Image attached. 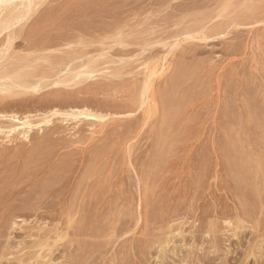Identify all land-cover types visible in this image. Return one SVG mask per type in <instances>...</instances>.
Segmentation results:
<instances>
[{
    "label": "rangeland",
    "instance_id": "374dc122",
    "mask_svg": "<svg viewBox=\"0 0 264 264\" xmlns=\"http://www.w3.org/2000/svg\"><path fill=\"white\" fill-rule=\"evenodd\" d=\"M21 1L22 0H15V2L13 3L18 4L21 3ZM263 3L264 0H32L31 6H29L28 8L26 6L17 4L6 6L4 5L0 7V19H2V21L12 19V23H7V26H5L7 28L2 27V25L0 24L1 50H4V46L9 45L11 47L9 49L11 53L8 51L10 54H12V52L14 54L16 52V54H25L26 52L24 49L29 46L28 43L33 44L37 40L36 43H38V41H40V43H38L39 45H36L40 47H43V45L44 47L46 46L45 48L47 51L55 50L84 52L91 50L93 52H98L104 49L105 51H110V53L118 52V55L112 57L115 60L114 63L116 62L118 65L115 63L110 65V67H116L119 66V64L127 67H136L147 60L146 63L148 64H146L144 67L148 68V70L150 69L146 73L148 76H150V80H153L152 82L154 83H152L153 87L150 88H155L156 86V89H153L154 92L152 91V89L148 91L146 90V88L141 86L144 83H142L141 81H143L144 78L146 79V76L143 75L144 67H139L134 71L135 73H139V75H137L134 80L135 84L139 88V93L135 92L132 87L127 86V81L128 79L130 80L131 77H125L124 80L122 79V81L119 82H127L125 83L126 87H124L125 89L122 91V94L119 93L115 99L117 103H120L125 99L136 95L134 99V106L133 108H131L133 109L132 111H134L135 108V111L129 112L122 111V109H120L118 110V113L112 112L110 116L107 117V121L105 120V122L102 123L99 121L97 122V120L94 119L92 127H89L88 125L86 128H84L86 130H88L87 128H89V131L91 129V131L97 132L99 131V129H102V124H104L103 129L110 132V130L114 128L113 124L115 120L122 121V124H124L126 120L132 119L133 121H136V119L138 118V122L135 123L139 126L136 130H133L131 132L132 134H125L123 132L124 129L120 127L119 129L117 128L119 131L116 129L117 132H113L114 134L112 133L113 135H110L113 138L109 137L106 139L108 141L104 140V145L108 143L109 146H106L107 144L105 146L108 148L111 147V149L112 147H114V145L120 144L118 145L119 147L116 145L119 149L115 147V150L117 149L116 151L114 150L115 152L113 150L108 152L109 157L108 160H105V163H107V165L109 164L110 168L112 167L111 170L116 169V171L112 170V174L115 175L112 183L118 181L119 178L123 180L125 179V182L127 184L123 183L122 186L120 185L122 189L121 187H118L120 188L119 191L116 190V188L113 189L115 192L118 191L119 194H122L120 195L122 198L120 197L119 200L122 199L121 202L127 203V205L131 203L130 206L122 205L123 208L119 207L120 209L118 208L116 210H112L113 212L111 210H109V212L99 211L97 212V215H95V212L90 211L78 213V215H75L74 212H72V214L61 213V215L59 213V218L63 219H59V221L57 219V221L55 222L50 218H48L46 221L44 220V218L46 219L47 217H52L50 215H46V217L43 218L44 221L41 220L39 218L40 216H42L39 213L41 210L37 212L24 211L23 213H21L20 211L16 212L10 210L11 212H8L7 215H14V218L9 219L10 222L7 221L8 224L5 223V226L0 228V264H75V262L73 263L74 260H71V258L72 255L76 256L77 252L75 249L68 251L70 242L76 239L85 240L87 238H81L80 236L77 237L75 235V228H73L72 226H66L64 224L66 223V218H69L68 215L73 218H82L80 219L81 221L84 220L80 225L82 226V231L85 230L84 228L93 227L95 228L96 232L100 233V235L95 239H88L91 241V243L92 241H94V244L92 243V245L89 246H86V244H82L83 246H85L83 247L84 249H81V251L83 252H81L83 261L81 260L79 264H264V232L262 231L263 233L261 234V228L257 226L258 215L256 214V205H258V203L255 195V176H251L254 179L253 183L251 181L252 178L250 177L251 179H248V176L246 175V172L249 170V167L251 165L249 164L248 160L252 163L250 170L255 167V164H253L255 163V158H257V160L259 159V161H261V164H263L264 162V140L262 142V139L264 137V123L261 122L262 120L264 121V113H262L264 112ZM24 11H26V13ZM18 18L21 19L19 20ZM235 26H237L238 28ZM9 35L12 36V40L10 38L7 42ZM51 44L53 46H50ZM121 51L124 53L123 55H120V53H122ZM183 51L186 52V54ZM194 52L196 53V55H194ZM188 53H193V56L195 57L191 58L192 56H190L188 62L186 60L182 61L183 58L181 57H183V55L187 57ZM137 56H140V59ZM124 57L126 58L124 59ZM141 58L143 59L141 60ZM4 60L5 59H2L0 63H2ZM121 60L123 61L118 62ZM136 60L139 61L136 62ZM98 62L102 63L101 60H99ZM181 62L183 63L184 69ZM6 64H9V62H6ZM30 65L31 66H29V68L27 69L29 71L32 69H44L47 66L46 63H42L41 61L37 63H31ZM104 66L109 67V64L103 65V67ZM179 66L182 68H180ZM190 68H192L194 71ZM139 69L143 70L140 71ZM173 69L175 70V72ZM188 69L192 70L193 72H189ZM153 72L155 73L153 74ZM186 74L189 75L186 76ZM190 74L192 75L190 76ZM180 75L181 77H179ZM185 76L189 77V80L188 78L186 79ZM170 77H173V79H169ZM177 77L178 79L176 80ZM195 77L198 79H196ZM165 80L170 83L168 87L170 89H168L169 92H167V88L164 86ZM184 80H187V82ZM248 80L249 82H246ZM171 81H173L174 83H172ZM191 82L192 86L195 85V87H192V90H190ZM160 83L161 86H159L158 88L157 84ZM184 83L190 86L186 88L185 86L187 85H185ZM131 84L133 83L131 82ZM170 85L173 88H170ZM256 85H258L259 87H256ZM253 86L255 87L253 88ZM129 89L130 93L128 92ZM177 89L180 92L182 91L181 93L178 91L179 95L176 91ZM175 91L177 93L176 96L174 94ZM167 93L170 95H167ZM200 93L202 94V96ZM155 94L158 95L159 100L160 97L163 98V96L161 95L164 94L165 98L163 99L168 100V102L165 101L164 105H170L167 106L169 110L171 109V107H173L174 104L176 105H174L175 107H173V109L175 108V110L171 109L172 113L170 120H173L172 122L174 124L178 123V121L180 120L181 124L178 123L176 125V128L171 129L174 132L169 130L165 132L167 134L163 133L165 134L164 140L159 139L161 140L160 150L165 149V151L162 150V152L164 153L162 154V152H160L158 156H149L153 154L154 149L152 150V148L156 147L154 143L155 141L152 138L154 135L152 134L154 128L157 127L156 121L158 111L157 113L155 112V110L153 111V103L150 102L153 98L156 97ZM173 96H175L176 101L173 100ZM182 96L186 97L182 98ZM120 97L122 99L119 102ZM243 97H245L246 99H244ZM181 99H183V101ZM100 100L102 103V99L99 98V102ZM172 101L174 103H172ZM188 102H190V104ZM181 103H183L184 107L186 104L187 107L184 108ZM18 104L19 103L12 104L9 107H5L4 105L5 108H3V106L0 104V113L5 112V110V113L7 114H9L10 111L13 113L19 112V115L20 113L23 115L24 112L25 114L28 113L30 109L25 110ZM177 104L179 105L177 106ZM93 106H90L89 110H95L96 114H109L108 112L106 113L101 109L102 106H99V108ZM255 107H257L258 109ZM176 108L179 111H177ZM187 108V111L184 110ZM226 108L229 109L227 110ZM249 109L251 110V112ZM126 113L128 114V116ZM130 113H132L133 115ZM153 113L156 114L154 115ZM248 113L252 115L250 116ZM146 114L148 115V117ZM181 114L183 117H179L177 121V117L181 116ZM161 115L162 114L160 113L158 117L159 119ZM173 115L175 116L176 120ZM230 116L231 118H229ZM249 117L253 118L251 119ZM183 118L185 121L183 120ZM56 119L54 118L55 122H53L52 124L57 125V123L61 121L59 118ZM253 119H258V122L261 123L260 129L257 121H251ZM229 120H231L233 123ZM111 121L113 122L111 123ZM235 123H238V125H235ZM255 123L257 124V127ZM182 125L184 126L182 127ZM252 125L254 126L252 127ZM51 126L52 125H50V127ZM44 128H46V126H44ZM159 128L162 131L165 130V126H159ZM175 130H177V133ZM196 131L198 134L196 133ZM122 132L124 133V135H121ZM169 132L174 135L170 134ZM85 133L86 135L89 134V132L87 131ZM115 133L116 135L120 134L121 136H116ZM242 133L244 137L241 135ZM119 136L121 137V139L119 138ZM172 136L173 138H171V140L168 139ZM256 137H258V139H256ZM65 139L68 138L65 137ZM150 139H152L154 142ZM155 140L157 141V138H155ZM234 140H239V142H241L242 144L238 141L236 143V141ZM1 141L3 142L2 136L0 135V142ZM151 142H153V145ZM230 142L232 145L230 144ZM257 142H260V144ZM236 144L239 145L237 146ZM9 145L11 146V144ZM17 146H19V144ZM103 146H98L100 147L98 148L100 155L103 150ZM170 148L173 149L171 150ZM247 148L249 150L248 152ZM98 150H96L95 153L97 154L95 155L96 158L92 156L97 160L99 158H102L99 155ZM127 151L130 152L129 156ZM140 151H142V153ZM149 151H152V154L149 153ZM243 151H246V153ZM258 151L260 155L263 156L262 158L259 157ZM110 152H112L113 154ZM254 152L258 154H255L257 157L254 155ZM197 154H199V156ZM51 155L54 156V154ZM52 156L50 158H48V156V159L46 158V156L44 158V160L47 159V163L49 160H51L49 165H53V163L57 161L54 157L58 156H54L53 158ZM240 156L242 162H240ZM158 157H160V159H158ZM65 158L66 160H69V158L73 157L66 156L64 157V159ZM86 158L85 161L88 162V160H90V157ZM111 158L113 159V161ZM143 158L144 164L146 163V172H144L145 174H147V177L145 175V179L151 180H146L147 183L144 181L145 185L142 184L143 187H146V185H148V190L150 193H146V196H143V199H141L147 204L153 203L152 205L155 207H152L151 209L148 207V209H146L147 211L139 208L137 211V203H141V201H139L141 199L136 192L134 183L135 179L138 176L137 172L139 169H141V167L137 165V163H139ZM60 159L63 160V156L60 157ZM74 159L77 158L74 157ZM150 160L152 161L150 162ZM52 161L53 163H51ZM233 162L235 164H233ZM43 163H45V161L43 162L41 160V165H43ZM100 163L103 164L102 161H100ZM117 163H119V166H121L119 167ZM147 163H149V165L152 167L149 166L148 168ZM153 163H156L157 167L156 164H154L153 168ZM228 163L230 165H228ZM114 164H116L117 166H113ZM199 164H201V166H199ZM261 164L259 163V165ZM158 165L162 166L159 167ZM195 165H198L199 167ZM259 165L258 168L260 167ZM155 167L157 168L156 171H154ZM100 169L102 170V168ZM245 169L248 170L246 171ZM83 170L80 171L79 177L82 178V180H86L83 174L86 173V176L88 172H86L85 169ZM158 170L160 171L158 172ZM104 171V174L102 173V171H100V176L99 173L98 175L96 173V184L97 182L100 183L99 180H102V177L103 175H105V173L107 175V172ZM152 171H154L155 173ZM6 172L8 176L15 175L13 173V170L11 169H7ZM229 175L231 177H229ZM236 176L239 179H237ZM98 177H101V179H96ZM116 177H118V179ZM199 177H201L202 179L199 180ZM115 179L116 181H114ZM121 179H119V182H123V180ZM236 179L239 182L236 181ZM236 182H238L239 184ZM252 183L254 184V186ZM251 185L253 186V188L251 187ZM102 186L105 188L101 189V191L106 190V188L109 189V186L107 187V184L106 186ZM248 186L250 187V189L248 188ZM96 189L94 188V190ZM237 189L240 192H237ZM77 191V195H73L74 197L70 198L71 200H75L78 198L79 190ZM121 191H123V193ZM166 192L167 195H165ZM118 193H116L115 195L118 196ZM262 193L264 194V192H261V194ZM152 194H154L153 197H151ZM155 194H157V196ZM20 196L22 197L24 195H19V197ZM13 200L14 199L11 198V201H9V203H17L16 200V202H14ZM159 201L162 203V205L161 203H159ZM237 201H239V203ZM244 202L246 203L244 204ZM255 202L257 204H255ZM163 205H165V207H161ZM157 206L159 207V209L156 208ZM43 211L44 210H42L41 212L42 214ZM0 212H2V210ZM4 212L6 211L3 210V213ZM3 213H1L0 216ZM37 214L40 215L37 216ZM45 214H43V216H45ZM52 214L55 215V213ZM62 214L64 217L62 216ZM65 214L67 215V217ZM82 214H84L85 216L83 215V217ZM105 215H107V217ZM91 217L92 219L94 218V220H92ZM96 217H98L99 219H96ZM18 218L20 219L18 220ZM23 220L25 221L24 223ZM37 220L38 224H36ZM111 221H114V225ZM51 222H53V224ZM91 223L92 225H90ZM57 225L58 227L56 228H58V230L56 229L57 233H55L53 227ZM107 227L109 228L108 231H106L105 233L102 232L104 228ZM40 229H49L51 230V232L48 233V237H45V239L43 236L39 238L37 237L38 235H36V233ZM259 234L261 235L259 236ZM44 240H46L45 243L41 244ZM64 249L68 251V253Z\"/></svg>",
    "mask_w": 264,
    "mask_h": 264
},
{
    "label": "bare ground",
    "instance_id": "6f19581e",
    "mask_svg": "<svg viewBox=\"0 0 264 264\" xmlns=\"http://www.w3.org/2000/svg\"><path fill=\"white\" fill-rule=\"evenodd\" d=\"M81 1V0H80ZM88 1V0H87ZM15 2V0H0V7L2 6H6V5H11V4H17V3H13ZM66 2V1H65ZM73 2V1H72ZM32 0H22L21 3H18L17 5H23L26 6L27 8L29 6H31ZM70 3V2H69ZM78 3V2H77ZM122 3V2H121ZM65 4V3H64ZM86 4V3H85ZM264 4V3H263ZM97 5V4H96ZM103 6V5H102ZM240 7V6H239ZM249 8V7H248ZM246 8V9H248ZM260 8V7H259ZM258 8V9H259ZM53 9V8H51ZM69 9V8H68ZM96 9V8H95ZM251 9V8H250ZM249 9V10H250ZM23 10V9H22ZM107 10V9H106ZM49 11V9H48ZM83 11V10H82ZM3 12V11H2ZM20 12V11H19ZM26 13V11H24ZM44 12V10H43ZM66 12V11H65ZM110 12V10H109ZM260 13V12H259ZM24 14V13H22ZM72 14V13H71ZM99 14V13H98ZM249 14V13H248ZM58 15V14H57ZM78 15V14H77ZM250 15V14H249ZM64 16V15H63ZM242 16V15H241ZM254 16V15H253ZM43 17V16H42ZM97 17V16H96ZM23 18V17H22ZM58 18V17H57ZM78 18V16H77ZM6 19V18H5ZM19 20L21 18H18ZM50 19V18H49ZM1 22L0 24L2 25V27L7 28L5 26H7V23L10 24L12 23L10 19H8L7 21H2V19H0ZM18 20V21H19ZM56 21V20H55ZM63 21V20H62ZM61 22V21H60ZM32 24V23H31ZM53 24V23H52ZM58 24V23H57ZM0 25V26H1ZM33 25V24H32ZM61 25V24H60ZM79 25V24H78ZM259 25V23H258ZM49 26V25H48ZM47 26V27H48ZM53 26V25H52ZM83 26V25H82ZM221 26V25H220ZM50 27V26H49ZM237 27V26H235ZM54 28V27H53ZM62 28V27H61ZM238 28V27H237ZM31 29V28H30ZM37 29V28H35ZM34 29V30H35ZM42 30V29H41ZM49 30V29H48ZM56 30V29H55ZM216 30V29H215ZM233 30V29H232ZM262 30V29H261ZM52 31V30H51ZM239 33V32H238ZM262 33V31H261ZM28 34V33H27ZM30 34V33H29ZM39 34V33H38ZM47 35V34H46ZM44 36V35H43ZM58 36V35H57ZM60 36V35H59ZM234 37V36H233ZM11 38L12 40V36L9 35L7 42L9 41V39ZM33 38V37H32ZM43 38V37H42ZM47 38V37H44ZM57 38V37H55ZM65 38V37H62ZM260 38V37H259ZM49 39V38H48ZM60 39V38H59ZM36 40V39H35ZM27 41V40H26ZM25 41V42H26ZM52 41V40H51ZM11 42V41H10ZM31 42V41H30ZM37 40L31 44L28 43L29 46L27 48H25V54H14L12 52V54H10L11 52L9 51V49L11 48L9 45L4 46V50L0 49V61L2 59H5L2 63H0V104L3 106V108H5L6 106L9 107L12 104H17L25 109V110H29L28 113L22 115L19 112L17 113H13L10 111L9 114L3 112L0 113V135L2 136V140L0 142V211L2 210L1 213H3V210H5L6 212H4L1 216H0V228L5 226V223L8 224L7 221L10 222L9 219H13L14 215L11 216L7 215L8 212L11 211H20L21 213H23L24 211L26 212H37L40 211L39 213L42 215L39 218L41 220H43L44 217H46V215H50L52 217H47L46 219L44 218V220L46 221L48 218L52 219L54 222L59 221V219H63V218H59L61 213H71L74 212L75 215H78V213H84L87 211L90 212H95L97 215V212L99 211H108L109 210H116L119 207L123 208L124 205L126 206H130V204L127 205V203H123L121 202L120 199V195L118 191L121 187L123 183L127 184L125 182V179H121L123 180L119 182L118 177H116L118 179V181H116V179L113 182V178L115 175H113L112 170L116 171V169H112L109 167V164L107 165V163H105V160H108V152L109 151H114L115 147H117L120 144H116L114 145V147L108 148L106 146H109L108 143H106L107 138L112 137L110 136L113 132H117L116 129L118 128H123L124 129V133H131L133 130H136L138 128L139 125H136L135 122H138V118L136 119V121L131 120H126L124 122V124H122V121H116L114 122V128L112 130L107 131L103 129L104 124H102V129H99V131H89V128H87L88 130L84 129L86 128L88 125L89 127H92L93 125V120L96 119L97 122H105V120L107 119L108 116H110V114L112 112H119L118 110L122 109V111H132L133 106H134V99L136 97V95H133L131 97H129L128 99L123 98L124 101L120 102V100L122 99L120 97L119 102L117 103L115 101L117 95L119 93L122 94V91L125 89L124 87L130 86L132 87V89L139 93V88L138 86L135 84L134 80L137 77V75H139V73H135L134 71L136 69H138L139 67H144L146 64V61H144L141 65L139 64V66L136 67H127L124 65H120L116 66V67H110V65L115 64L114 63V59L112 58L115 55H118V52H114V53H110V51H105L104 49L98 51V52H93V51H84V52H75V51H47L46 50V46L43 47L41 46H37L36 44L40 43V41H38V43H36ZM43 42V41H41ZM234 44V43H233ZM39 45V44H38ZM48 46V45H47ZM50 46H53L52 44ZM49 46V47H50ZM56 46V44H55ZM234 47V46H233ZM229 49V48H227ZM237 49V48H236ZM97 50V49H96ZM10 53H9V52ZM193 51V49H192ZM226 51V49H225ZM24 52V51H23ZM122 52V51H121ZM184 52V51H183ZM182 52V53H183ZM237 52V51H236ZM186 54V52H184ZM191 53V52H190ZM187 54V57L183 55V60H186L188 62V60L190 59V56H192L191 58L195 57L193 56V53ZM195 53V52H194ZM228 53V52H227ZM230 53V52H229ZM123 55L124 53H120V55ZM127 54V52H126ZM110 55V56H109ZM196 55V53L194 54ZM141 56V55H140ZM139 56V57H140ZM182 56V55H180ZM111 57V58H109ZM138 57V56H137ZM138 57V58H139ZM198 57V56H197ZM126 57H124L125 59ZM140 59V58H139ZM143 58H141L142 60ZM199 59V58H198ZM101 60L102 63H99L98 61ZM180 60V59H179ZM194 60V59H193ZM204 60V59H203ZM42 62V63H46L47 66L44 69H32V70H27L29 68V66H31V63H37V62ZM118 61V62H122ZM139 61V60H138ZM136 60V62H138ZM185 61V62H186ZM6 62H9V64H6ZM193 62V61H192ZM208 62V61H207ZM173 63V62H172ZM180 63V61H179ZM178 63V64H179ZM182 63V62H181ZM109 67H103V65H108ZM117 64V63H116ZM205 64V63H203ZM262 64V63H260ZM118 65V64H117ZM196 66V65H195ZM194 66V67H195ZM200 66V65H199ZM202 66V65H201ZM162 67V66H161ZM178 67V66H176ZM180 67V66H179ZM182 67H183V63H182ZM180 67V68H182ZM190 67V66H189ZM193 67V69H194ZM205 67V66H204ZM179 68V69H180ZM198 68V67H197ZM200 68V67H199ZM144 69V70H143ZM143 74L146 76V79L144 78L143 81H141L143 83L144 88H146V90H150L152 89H156L155 88H150L153 87V80H150V76L147 75V71L148 68H143ZM184 69V67H183ZM192 69V68H190ZM192 69V70H193ZM196 69V68H195ZM140 70V69H139ZM140 70V71H142ZM172 70V69H171ZM174 70V69H173ZM189 70V69H188ZM192 70H189V72H191ZM258 70V69H257ZM194 71V70H193ZM192 71V72H193ZM156 72V71H155ZM153 72V74L155 73ZM159 72V71H158ZM157 72V73H158ZM175 72V70H174ZM186 72V71H185ZM172 73V72H171ZM195 73V72H194ZM202 73V72H201ZM264 74V73H263ZM156 75V74H155ZM172 75V74H170ZM176 75V74H175ZM189 75V74H188ZM186 74V76H188ZM192 74H190L191 76ZM196 75V74H194ZM142 76V75H141ZM178 76V75H177ZM185 76V77H186ZM202 76V75H201ZM247 76V75H245ZM249 76V75H248ZM262 76V75H261ZM125 77H131V79L127 82H122V79L124 80ZM143 77V76H142ZM156 77V76H155ZM169 77V76H168ZM174 77V76H173ZM173 77H170L169 79H173ZM176 77V76H175ZM181 77V75L179 76ZM183 77V76H182ZM193 77V76H192ZM255 77V76H254ZM189 77H186V79ZM196 78V77H195ZM205 78V77H204ZM263 78V77H262ZM143 79V78H142ZM168 79V78H167ZM178 79V77L176 78V80ZM183 79V78H182ZM191 79V78H190ZM198 79V78H196ZM249 79V78H248ZM253 79V78H252ZM255 79V78H254ZM180 80V79H179ZM178 80V81H179ZM244 80V78H243ZM120 81V82H119ZM137 81V80H136ZM187 82V80H184ZM115 82V83H114ZM131 82L133 84H131ZM172 83H174L173 81H171ZM176 82V81H175ZM180 82V81H179ZM198 82V81H197ZM246 82H249L246 81ZM114 83V84H113ZM138 83V82H137ZM153 83V84H152ZM199 83V82H198ZM229 83V82H228ZM235 83V82H233ZM131 84V85H130ZM163 84V83H162ZM169 82H167V80H165L164 82V86L167 88V92L168 91V87H169ZM185 84V83H184ZM190 84V83H189ZM200 84V83H199ZM230 84V83H229ZM237 84V83H236ZM246 84V83H244ZM173 85V84H172ZM177 85V84H175ZM187 85V84H185ZM191 89L192 87V82H191ZM189 85V86H190ZM235 85V84H234ZM158 88L159 86H161L160 84H157ZM163 86V87H164ZM184 86V85H183ZM188 85L185 86L186 88L189 87ZM258 85H256L257 87ZM178 87V86H177ZM238 87V86H237ZM236 87V89H237ZM255 86H253L254 88ZM259 87V86H258ZM262 87V86H261ZM157 88V89H158ZM164 88V89H166ZM170 88L171 87L170 85ZM181 88V87H179ZM183 88V87H182ZM205 88V87H204ZM231 88V87H230ZM247 88V87H246ZM131 89V90H132ZM161 89V88H160ZM194 89V88H193ZM262 89V88H261ZM163 90V88H162ZM170 90V89H169ZM187 90V89H186ZM204 90V89H203ZM232 90V89H231ZM172 91V90H171ZM170 91V92H171ZM177 92L179 91L178 89L176 90ZM176 91H175V96H176ZM264 91V90H263ZM128 92L130 93V89L128 90ZM132 92V91H131ZM154 92V91H153ZM162 92V91H161ZM174 92V91H173ZM172 92V93H173ZM180 92V91H179ZM178 92V95H179ZM182 92V91H181ZM180 92V93H181ZM202 92V91H201ZM204 92V91H203ZM229 92V91H228ZM250 92V91H249ZM144 93V91H143ZM156 93V92H155ZM186 93V92H185ZM235 93V92H234ZM254 93V92H252ZM251 93V94H252ZM132 94V93H131ZM130 94V95H131ZM201 94V93H200ZM242 94V93H241ZM262 94V93H261ZM264 94V92H263ZM156 97L153 98L150 102L153 103V111L155 110V112L157 113L158 111V116H157V127L154 128L153 134L154 135L152 138L154 139L155 146L156 147H151L153 151L149 153H151L152 155L149 156H158L160 154V152H162L160 143L161 140L159 139H165L164 135L167 134L165 132L167 131H173L171 129L176 128L177 124H181L180 120L178 121L179 117H183L182 114L181 116L177 117V121L178 123H173V120H170L171 117V109H173V107H175L173 105V107H171V109L169 110V108L166 104L164 105L165 101L168 102V100L163 99L164 94H162L160 97V100L158 98V95L155 94ZM166 95V93H165ZM167 95H170L167 93ZM184 95V94H183ZM195 95V94H194ZM244 95V94H243ZM254 95V94H253ZM252 95V97H253ZM101 96V97H99ZM121 96V95H120ZM174 97V101H176ZM202 96V94H201ZM262 96V95H261ZM119 97V96H118ZM171 97V96H170ZM179 97V96H178ZM185 98L186 96H182V98ZM188 97V96H187ZM239 97V96H238ZM248 97V96H246ZM251 97V96H250ZM251 97V98H252ZM99 98L102 99V103L101 100L99 102ZM169 98V97H168ZM194 98V97H193ZM227 98V97H225ZM244 99H246L245 97H243ZM263 98V97H261ZM189 99V98H188ZM170 100V99H169ZM172 100V99H171ZM179 100V99H178ZM183 101V99H181ZM187 100V99H186ZM198 100V99H197ZM202 100V99H201ZM233 100V99H231ZM241 100V99H240ZM253 100V99H252ZM262 100V99H261ZM180 101V100H179ZM195 101V100H193ZM192 101V102H193ZM244 101V100H243ZM224 102V101H223ZM222 102V103H223ZM257 102V101H256ZM263 102V101H262ZM147 103V102H146ZM172 103H174L172 101ZM179 103V102H178ZM190 104V102H188ZM198 103V102H197ZM196 103V104H197ZM228 103V101H227ZM232 103V102H231ZM244 103V102H243ZM258 103V102H257ZM180 104V103H179ZM177 104V106L179 105ZM185 104V103H184ZM192 104V103H191ZM205 104V103H203ZM225 104V103H224ZM252 104V102H251ZM0 105V106H1ZM5 105V107H4ZM95 106L96 108L99 106H102V110L105 111L106 113L108 112L109 114L103 113L104 115L100 114H96V111H92L89 110L90 106ZM181 105H183V103H181ZM180 105V106H181ZM193 105V104H192ZM232 105V104H231ZM236 105V104H235ZM239 105V104H237ZM250 105V104H248ZM256 105V104H255ZM93 106V107H94ZM247 106V105H246ZM253 106V105H252ZM149 107V106H147ZM146 107V108H147ZM182 107V106H181ZM184 107V105H183ZM182 107V108H183ZM185 107L186 104H185ZM184 107V108H185ZM190 107V106H189ZM2 108V109H3ZM15 108V107H14ZM20 108V109H21ZM233 108V107H232ZM240 108V107H239ZM248 108V107H247ZM257 108V107H255ZM17 109V108H16ZM19 109V110H20ZM22 109V110H23ZM93 109V108H92ZM150 109V108H149ZM177 109V108H176ZM227 110L229 108H226ZM258 109V108H257ZM12 110V109H11ZM117 110V111H116ZM152 110V109H151ZM175 110V108L173 109ZM182 110V109H181ZM184 110H188L184 109ZM183 110V111H184ZM221 110V109H220ZM250 110V109H249ZM248 110V111H249ZM253 110V109H252ZM260 110V109H259ZM101 111V110H100ZM135 111V108H134ZM132 111V112H134ZM138 111V110H137ZM177 111H179L177 109ZM264 111V110H263ZM175 112V111H174ZM173 112V113H174ZM189 112V111H188ZM247 112V111H246ZM251 112V110H250ZM256 112V111H255ZM254 112V113H255ZM259 112V111H258ZM262 112V111H261ZM260 112V113H261ZM33 113V114H32ZM125 113V112H124ZM155 113V114H156ZM162 114L160 119L159 114ZM185 113V112H184ZM190 113V112H189ZM227 113V112H226ZM264 113V112H262ZM261 113V114H262ZM28 114V115H27ZM123 114V113H122ZM121 114V115H122ZM127 114V113H126ZM132 114V113H130ZM154 114V113H153ZM154 114V115H155ZM221 114V113H220ZM229 114V113H228ZM232 114V113H231ZM235 114V113H233ZM249 114V113H248ZM257 114V113H256ZM114 115V114H112ZM125 115V114H124ZM133 115V114H132ZM147 115V114H146ZM151 115V114H150ZM187 115V114H186ZM250 115V114H249ZM252 115V114H251ZM250 115V116H251ZM255 115V114H254ZM258 115V114H257ZM119 116V114H118ZM117 116V117H118ZM128 116V114H127ZM131 116V115H130ZM153 116V115H152ZM174 116V115H173ZM189 116V115H188ZM234 116V115H233ZM115 117V116H114ZM123 117V116H122ZM145 117V116H144ZM148 117V115H147ZM197 117V116H196ZM225 117V116H224ZM223 117V118H224ZM238 117V116H237ZM256 117V116H255ZM260 117V116H259ZM262 117V116H261ZM264 117V115H263ZM54 118H59L61 121L57 123V125L52 124L54 121ZM175 118V116H174ZM194 118V117H193ZM192 118V119H193ZM222 118V117H221ZM227 118V117H226ZM231 118V116L229 117ZM233 118V117H232ZM246 118V117H245ZM249 118H253V117H249ZM258 118V117H256ZM114 119V118H113ZM147 119V118H146ZM144 119V120H146ZM173 119V118H171ZM181 119V118H180ZM242 119V118H241ZM248 119V117H247ZM259 119V118H258ZM258 119H253L251 121H257ZM264 119V118H263ZM58 120V119H56ZM176 120V118H175ZM184 120V118H183ZM234 120V119H233ZM107 121V120H106ZM159 121V122H158ZM185 121V120H184ZM194 121V120H193ZM197 121V120H196ZM231 121V120H229ZM247 121V120H246ZM113 121H111L112 123ZM232 122V121H231ZM235 122V121H234ZM249 122V121H248ZM256 122V123H257ZM261 122L264 123V121L262 120ZM95 123V121H94ZM187 123V122H186ZM193 123V122H192ZM233 123V122H232ZM240 123V122H239ZM246 123V122H245ZM255 123L256 127L257 124ZM262 123V124H263ZM81 124V125H80ZM138 124V123H137ZM159 124V125H158ZM253 124V123H252ZM259 124V129L261 128L260 126V122H258ZM40 125V126H38ZM50 125H52L50 127ZM73 125V126H72ZM145 125V124H144ZM231 125V124H230ZM235 125H238V123H235ZM251 125V124H248ZM42 126V127H41ZM44 126H46V128H44ZM156 126V125H155ZM159 126H165V130L162 131ZM175 126V127H174ZM184 125H182L183 127ZM191 126V125H190ZM200 126V125H199ZM244 126V125H243ZM254 125H252L253 127ZM263 126V125H262ZM141 127V126H140ZM198 127V126H197ZM229 127V126H228ZM238 127V126H237ZM240 127V126H239ZM242 127V126H241ZM248 127V126H247ZM44 128V129H43ZM180 128V127H179ZM185 128V127H184ZM117 129V130H118ZM181 129V128H180ZM179 129V130H180ZM226 129V128H225ZM161 130V131H160ZM188 130V129H187ZM197 130V129H196ZM199 130V129H198ZM228 130V129H227ZM231 130V129H229ZM248 130V129H247ZM89 132V134L86 135L85 132ZM119 131V130H118ZM122 131V130H121ZM138 131V130H137ZM177 133V130H175ZM223 131V130H222ZM234 131V130H233ZM261 131V130H260ZM259 131V132H260ZM264 131V130H263ZM262 131V132H263ZM121 133V135L124 133ZM174 132V131H173ZM179 132V131H178ZM229 132V131H227ZM237 132V131H235ZM119 133V132H118ZM165 133V134H163ZM170 133V132H169ZM197 133V131H196ZM200 133V132H199ZM223 133V132H222ZM256 133V131H255ZM254 133V134H255ZM114 134V133H113ZM112 134V135H113ZM132 134V133H131ZM172 134V133H170ZM169 134V135H170ZM184 134V133H183ZM198 134V133H197ZM224 134V133H223ZM234 134V133H233ZM238 134V133H237ZM68 135V136H67ZM70 135V136H69ZM116 135V133H115ZM120 135V134H118ZM116 135V136H118ZM120 135V136H121ZM130 135V134H129ZM128 135V136H129ZM174 135V134H172ZM178 135V134H177ZM182 135V134H181ZM226 135V134H225ZM239 135V134H238ZM243 136V133L241 134ZM240 135V136H241ZM253 135V134H252ZM256 135V134H255ZM259 135V134H258ZM119 136V138L121 139V137ZM227 136V135H226ZM247 136V135H246ZM251 136V135H250ZM254 136V135H253ZM260 136V135H259ZM258 136V137H259ZM65 137H67L68 139H65ZM177 137V136H176ZM185 137V135H184ZM222 137V136H221ZM244 137V136H243ZM258 137H256V139H258ZM113 138V137H112ZM118 138V140H119ZM129 138V137H128ZM155 138H157V141L155 140ZM172 137H169L168 139L171 140ZM225 138V137H224ZM230 138V137H229ZM238 138V137H237ZM115 139V137H114ZM178 139V138H177ZM176 139V140H177ZM181 139V138H180ZM190 139V138H189ZM236 139V137H235ZM241 139V138H240ZM104 140L105 144L104 145ZM187 140V139H186ZM230 140V139H229ZM264 140V137L262 139V142ZM126 141V140H125ZM188 141V140H187ZM239 142V140H234ZM233 141V142H234ZM242 141V140H241ZM256 141V140H255ZM258 141V140H257ZM118 142V141H117ZM153 142L152 145H153ZM182 142V140H181ZM223 142V141H222ZM232 142V143H233ZM261 142V141H260ZM260 142H257L260 144ZM116 143V141H115ZM171 143V142H170ZM174 143V142H173ZM192 143V142H191ZM241 143V142H239ZM264 143V142H263ZM11 144V146L9 145ZM19 144V146H17ZM124 144V143H122ZM129 144V143H128ZM178 144V143H177ZM231 144V142H230ZM242 144V143H241ZM244 144V143H243ZM9 145V146H8ZM81 145V146H80ZM103 146V150L100 152L98 150V146ZM181 145V144H180ZM232 145V144H231ZM234 145V144H233ZM237 145V144H236ZM239 145V144H238ZM237 145V146H238ZM250 145V144H249ZM263 145V144H262ZM149 146V145H148ZM147 146V148H148ZM163 146V144H162ZM172 146V144H171ZM170 146V147H171ZM179 146V145H178ZM183 146V145H182ZM216 146V145H215ZM223 146V145H222ZM247 146V145H246ZM119 147V146H118ZM117 147V148H118ZM127 147V146H125ZM166 147V146H165ZM162 147V148H165ZM203 147V146H202ZM218 147V146H217ZM216 147V148H217ZM221 147V146H220ZM242 147V146H241ZM245 147V146H244ZM169 148V147H168ZM175 148V147H174ZM206 148V147H205ZM227 148V147H226ZM238 148V147H237ZM257 148V147H256ZM261 148V146H260ZM111 149V150H110ZM119 149V148H118ZM122 149V148H121ZM120 149V150H121ZM124 149V148H123ZM130 149V148H129ZM171 150L173 148H170ZM198 149V148H197ZM225 149V148H224ZM235 149V148H234ZM241 149V148H240ZM239 149V150H240ZM244 149V148H243ZM67 150V151H66ZM96 150H98L99 155L102 158L94 159L93 157L96 158L95 154ZM117 150V149H116ZM115 150V151H116ZM119 150V151H120ZM147 150V149H146ZM151 150V149H150ZM227 150V149H226ZM242 150V149H241ZM254 150V149H253ZM252 150V151H253ZM263 150V149H262ZM114 151V152H115ZM130 151V150H129ZM127 151L128 156L130 155V152ZM165 151V149L163 150ZM167 151V150H166ZM210 151V150H207ZM206 151V152H207ZM248 148H247V152H248ZM12 152V153H11ZM97 152V153H98ZM118 152V151H117ZM116 152V153H117ZM122 152V151H121ZM142 153V151H140ZM176 152V151H175ZM195 152V151H194ZM202 152V151H201ZM234 152V151H233ZM246 153V151H243ZM242 152V153H243ZM112 153V152H110ZM123 153V152H122ZM164 152H162L163 154ZM224 153V152H223ZM252 153V152H251ZM51 154H54V156H58V157H54ZM70 154V155H69ZM113 154V153H112ZM118 154V153H117ZM120 154V153H119ZM200 154V153H199ZM199 154H197L199 156ZM203 154V153H202ZM256 153L254 152V155ZM259 157L262 158L263 156L260 155L259 151H258ZM256 154V155H258ZM91 155V156H90ZM98 155V156H99ZM116 155V154H115ZM148 155V153H147ZM173 155V154H172ZM196 155V156H197ZM208 155V154H207ZM226 155V154H225ZM224 155V157H225ZM232 155V154H231ZM245 155V154H243ZM251 155V154H250ZM253 155V154H252ZM255 155V156H256ZM48 157L50 158L52 156V158H56V162L53 163V161L49 165L50 161H48L47 163V159L44 160V158ZM63 156V160L60 159V157ZM73 157V158H69V160H66V158L64 159V157ZM93 156V157H92ZM111 156V154H110ZM118 156V155H117ZM163 156V155H162ZM168 156V155H167ZM206 156V155H205ZM216 156V155H215ZM218 156V155H217ZM223 156V155H222ZM233 156V155H232ZM239 156V155H238ZM237 156V157H238ZM249 156V154H248ZM74 157H76L77 159H74ZM86 157H90V160H88V162H86L85 160L87 159ZM114 157V155H113ZM112 157V158H113ZM161 157V156H160ZM160 157H158V159H160ZM165 157V154H164ZM221 157V155H220ZM251 157V156H250ZM257 157V156H256ZM59 158V159H58ZM86 158V159H85ZM111 158V159H112ZM169 158V157H167ZM201 158V157H200ZM219 158V157H218ZM227 158V157H226ZM248 158V157H247ZM253 158V157H252ZM255 158V157H254ZM94 159V160H93ZM117 159V157H116ZM122 159V158H121ZM128 159V158H127ZM137 159V158H136ZM140 159V158H139ZM166 159V158H165ZM199 159V158H198ZM206 159V158H205ZM208 159V158H207ZM225 159V158H224ZM241 159V156H240ZM239 159V160H240ZM246 159V157H245ZM244 159V161H245ZM264 159V158H263ZM41 160L45 163H43V165H41ZM97 160V161H95ZM124 160V159H123ZM146 160V159H145ZM162 160V159H161ZM223 160V159H222ZM238 160V158H237ZM236 160V161H237ZM253 160V159H252ZM257 158H255V164L254 168H252L250 170V167L252 165L251 161L248 160L250 167L249 170L245 169L246 175L248 176V179L253 175L255 176V195L257 198V212L256 214L258 215V222H257V226H259V228H261V234L264 232V194L261 192H264V162L263 164H261V161H259V159L257 160ZM100 161H102L103 164L100 163ZM110 161V159H109ZM113 161V159H112ZM144 158L137 163V165H139L141 167V169L138 170L137 174V178L135 179V189L137 194L139 195L140 199L144 196H146V193H150L148 190V185H146V187H143L142 184H144V181L147 183V181L151 180V179H145V175L147 177V174H145V164H144ZM152 160H150L151 162ZM154 161V160H153ZM206 161V160H205ZM235 161V160H233ZM86 162V163H85ZM129 162V161H128ZM149 162V163H150ZM197 162V160H196ZM199 162V161H198ZM228 162V161H227ZM242 162V159L241 161ZM40 163V164H39ZM90 163V164H89ZM120 163V162H119ZM119 163L118 166H119ZM149 163H147V167L149 168ZM166 163V162H165ZM205 163V162H203ZM246 163V162H245ZM259 163L261 165H259ZM121 164V163H120ZM144 164V165H143ZM154 164L153 163V168H154ZM162 164V163H159ZM226 164V163H225ZM233 164H235L233 162ZM45 165V166H44ZM116 164H114L113 166H115ZM167 165V164H166ZM192 165V164H191ZM224 165V163H223ZM228 165H230L228 163ZM245 165V164H244ZM248 165V164H247ZM258 165L260 166L258 168ZM117 166V165H116ZM121 166V165H120ZM119 166V167H120ZM159 166V165H158ZM162 166V165H161ZM159 166V167H161ZM198 166V165H195ZM199 166H201V164H199ZM198 166V167H199ZM249 166V165H248ZM152 167V166H150ZM157 167V164H156ZM155 170L156 171V168ZM158 167V168H159ZM192 167V166H191ZM190 167V168H191ZM235 167V166H234ZM238 167V166H237ZM102 168V170L100 169ZM115 168V167H114ZM118 168V167H117ZM139 168V167H138ZM147 168V170H148ZM196 168V167H195ZM201 168V167H200ZM246 168V166H245ZM13 170V173L16 175L14 176H8L6 170ZM85 169L86 172H88V174L85 176L86 173H84V177L86 180H82V178L79 177V173L81 170ZM167 169V168H166ZM204 169V168H203ZM226 169V168H225ZM105 170V171H104ZM201 170V169H200ZM229 170V168H228ZM232 170V169H231ZM84 171V170H83ZM82 171V172H83ZM100 171L107 172V175L105 173V175H103L102 180H99L100 183L95 181V177H96V173L99 176ZM122 171V170H121ZM133 171V170H132ZM145 171V172H144ZM150 171V170H149ZM152 171V172H154ZM160 170H158L159 172ZM162 171V170H161ZM203 171V170H202ZM234 171V170H233ZM239 171V170H238ZM6 172V174H5ZM10 172V171H9ZM81 172V173H82ZM109 172V173H108ZM151 172V171H150ZM167 172V171H166ZM195 172V171H193ZM121 173V172H120ZM155 173V172H154ZM192 173V172H190ZM200 173V172H199ZM231 173V172H230ZM234 173V172H233ZM236 173V172H235ZM243 173V172H242ZM119 174V173H118ZM123 174V173H122ZM195 174V173H193ZM198 174V173H196ZM204 174V173H202ZM245 174V173H244ZM13 175V174H12ZM120 175V174H119ZM149 175H154V174H149ZM156 175V174H155ZM237 175V174H235ZM162 176V175H161ZM199 176V175H198ZM202 176V175H201ZM233 176V174H232ZM82 177V175H81ZM83 177V179H84ZM151 177V176H150ZM193 177V176H192ZM197 177V176H196ZM229 177H231L229 175ZM235 177V176H234ZM251 177V178H252ZM123 178V177H122ZM167 178V177H166ZM206 178V177H205ZM237 179H239L236 176ZM250 178V179H251ZM96 179H101V177L96 178ZM191 179V178H190ZM193 179V178H192ZM196 179V178H195ZM202 179L201 177H199V180ZM236 179V181H238ZM246 179V178H245ZM147 180V181H146ZM165 180V179H164ZM170 180V179H169ZM98 181V180H97ZM162 181V180H161ZM251 181L253 182L254 179L252 178ZM168 182V181H167ZM239 182V181H238ZM236 182V183H238ZM109 186V189L106 188V190L101 191V189H104L105 187H103L102 185ZM154 183V182H153ZM156 183V182H155ZM169 183V182H168ZM191 183V182H190ZM205 183V182H204ZM254 183V182H253ZM252 183V184H253ZM101 184V185H100ZM152 184V182H151ZM192 184V183H191ZM239 184V183H238ZM242 184V183H241ZM121 185V186H120ZM145 185V184H144ZM157 185V184H156ZM198 185V184H197ZM155 186V185H154ZM153 186V187H154ZM199 186V185H198ZM240 186V185H239ZM254 186V184H253ZM253 186L251 185V187L253 188ZM97 187V189H96ZM125 187V186H124ZM152 187V188H153ZM159 187V186H158ZM161 187V186H160ZM183 187V186H182ZM94 188L96 190H94ZM113 188H116V190H118L117 192L114 191ZM118 188V189H117ZM198 188V187H197ZM196 188V189H197ZM248 188L250 189V187L248 186ZM122 189V187H121ZM127 189V188H126ZM125 189V190H126ZM161 189V188H160ZM190 189V188H189ZM26 190V191H24ZM77 190H79V194H78V198L75 200H71L70 198L74 197L73 195L76 194V192H78ZM100 190V191H99ZM153 190V189H152ZM193 190V189H192ZM205 190V189H204ZM244 190V189H243ZM252 190V189H251ZM156 191V190H155ZM166 191V190H165ZM169 191V190H168ZM200 191V190H199ZM123 193V191H121ZM193 192V191H192ZM237 192L238 191L237 189ZM24 193V194H22ZM116 193H118V196L115 195ZM155 193V192H154ZM184 193V192H183ZM187 193V192H186ZM252 193V192H251ZM254 193V191H253ZM252 193V194H253ZM158 194V193H157ZM157 194H155L157 196ZM244 194V192H243ZM249 194V193H248ZM19 195H24V196H20ZM77 195V194H76ZM75 195V196H76ZM137 195V196H138ZM154 194H152L151 197H153ZM159 195V194H158ZM167 195V192L166 194ZM184 196V195H183ZM241 196V195H240ZM252 196V195H251ZM19 197V198H17ZM125 197V196H124ZM249 197V196H248ZM11 198H13L14 202L17 201V203H9V201H11ZM17 198V199H16ZM122 198V197H121ZM138 198V197H137ZM168 198V197H167ZM204 198V197H203ZM254 198V197H253ZM143 199V198H142ZM141 201V203H137V211L138 209H143L146 210L148 209V207L151 209L153 206L152 204H147L144 201ZM149 199V198H148ZM160 199V198H159ZM255 199V198H254ZM16 200V201H15ZM119 200V201H118ZM147 200V199H146ZM155 200V199H154ZM163 200V199H162ZM160 200V201H162ZM239 200V199H238ZM244 200V199H243ZM247 200V199H246ZM159 201V203H161ZM250 201V200H248ZM253 201V199H252ZM256 201V200H255ZM153 202V201H152ZM239 203V201H237ZM241 202V200H240ZM156 203V202H155ZM246 202H244L245 204ZM252 203V202H251ZM255 202V204H257ZM243 204V201H242ZM123 205V206H122ZM157 205V204H156ZM162 205V203H161ZM252 205V204H250ZM167 206V205H166ZM174 206V205H173ZM246 206V205H245ZM161 207H165V205L161 206ZM254 207V206H253ZM119 208V209H120ZM125 208V207H124ZM156 208L159 209V207L157 206ZM206 208V207H205ZM255 208V207H254ZM253 208V209H254ZM155 209V208H154ZM177 209V208H176ZM255 209V210H256ZM11 210V211H10ZM43 211V214H45V216H43V214L41 213ZM156 210V209H155ZM161 210V209H160ZM178 210V209H177ZM244 210V209H243ZM249 210V209H248ZM147 211V210H146ZM145 211V212H146ZM247 211V210H246ZM113 212V211H112ZM117 212V211H116ZM150 212V211H149ZM157 212V211H156ZM179 212V211H178ZM177 212V213H178ZM245 212V211H244ZM14 213V212H13ZM52 213H55V215H53ZM60 213V215H59ZM40 214H37V216H39ZM62 214V216H63ZM70 214V215H71ZM94 214V213H93ZM110 214V213H109ZM108 214V216H109ZM151 214V213H150ZM153 214V213H152ZM203 214V213H202ZM66 215V214H65ZM84 214H82L83 216ZM121 215V214H120ZM126 215V214H125ZM155 215V214H154ZM164 215V214H163ZM247 215V214H246ZM251 215V214H250ZM11 216V217H10ZM22 216V215H21ZM61 216V217H62ZM73 216V215H72ZM85 216V215H84ZM83 216V217H84ZM107 217V215H105ZM111 216V215H110ZM204 216V215H203ZM64 217V216H63ZM67 217V215H66ZM65 217V218H66ZM69 218H66V223H64L66 226H72L73 228H75V235L77 237H85L87 239L83 240H73L72 242H70V246L68 248L69 250H76L77 254L76 256L72 255L71 260L73 259V263L75 262V264H79L80 261L83 259L82 258V254H81V249L85 246H83L82 244H86V246L92 245V243L94 244V241L88 240V239H95L97 236L100 235V233L95 231V228L93 227H87L84 228L85 230L82 231L80 226L83 222L79 218V217H70L68 215ZM88 217V215H87ZM256 217V218H257ZM98 217H96L97 219ZM110 218V217H109ZM150 218V217H149ZM20 218H18L19 220ZM49 219V221H50ZM92 219V217H91ZM90 219V220H91ZM99 219V218H98ZM114 219V218H113ZM22 220V219H21ZM39 220V219H38ZM38 220L37 223L38 224ZM43 220V221H44ZM51 220V221H52ZM89 220V218H88ZM94 220V218L92 219ZM104 220V219H103ZM110 220V219H109ZM86 221V220H85ZM98 221V220H95ZM117 221V220H116ZM119 221V220H118ZM124 221V219H123ZM126 221V220H125ZM171 221V220H170ZM25 221L23 220V223ZM41 222V221H40ZM48 222V221H47ZM103 222V221H102ZM112 222V221H111ZM114 222V221H113ZM112 222V223H113ZM146 222V221H145ZM162 222V221H161ZM14 223V222H12ZM46 223V222H45ZM44 223V224H45ZM53 224V222H51ZM93 223V221H92ZM92 223L90 225H92ZM155 223V222H154ZM164 223V222H163ZM16 224V223H14ZM35 224V226H36ZM40 224V223H39ZM43 224V225H44ZM106 224V223H104ZM114 225V223H113ZM10 226V225H9ZM42 226V225H40ZM96 226V225H95ZM256 226V227H257ZM7 227V226H6ZM57 226H54V232L57 233L58 228ZM27 228V227H26ZM25 228V229H26ZM31 228V227H30ZM37 228V227H36ZM97 228V227H96ZM258 228V229H259ZM28 229V228H27ZM57 229V230H56ZM81 229V231H80ZM107 229V230H105ZM108 227L104 228V230L102 232H106L108 231ZM123 229V228H122ZM257 229V228H256ZM255 229V230H256ZM49 230V229H48ZM43 230L40 229L37 231L36 235H38L37 237L41 238V236L44 237H48V233L51 232V230ZM120 230V229H119ZM28 231V230H27ZM110 231V230H109ZM263 231V232H262ZM27 233V232H26ZM29 233V232H28ZM122 233V232H120ZM102 234V233H101ZM258 234V233H257ZM259 234V236L261 235ZM31 236V235H30ZM34 236V235H33ZM32 236V237H33ZM102 236V235H101ZM54 237V236H53ZM88 240V241H86ZM46 240L43 241L44 244ZM90 241V242H89ZM66 249V248H65ZM64 249V250H65ZM84 249V248H83ZM67 250V249H66ZM65 250V251H66ZM68 251H66L68 253ZM84 251V250H83ZM73 252V251H72ZM75 252V251H74ZM53 253V252H52ZM70 253V252H69ZM83 253V252H82ZM66 254V253H65ZM52 255V254H51ZM127 260V259H126ZM83 261V260H82ZM128 262V261H127Z\"/></svg>",
    "mask_w": 264,
    "mask_h": 264
}]
</instances>
